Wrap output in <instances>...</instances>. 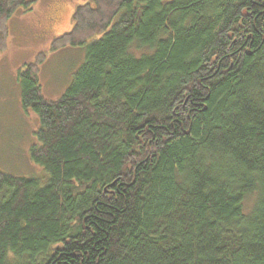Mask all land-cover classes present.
<instances>
[{
	"label": "trees",
	"instance_id": "trees-1",
	"mask_svg": "<svg viewBox=\"0 0 264 264\" xmlns=\"http://www.w3.org/2000/svg\"><path fill=\"white\" fill-rule=\"evenodd\" d=\"M33 2L0 0V50ZM72 22L63 95L41 96L43 52L18 71L46 182L0 172V264H264V0H87Z\"/></svg>",
	"mask_w": 264,
	"mask_h": 264
},
{
	"label": "rangeland",
	"instance_id": "rangeland-1",
	"mask_svg": "<svg viewBox=\"0 0 264 264\" xmlns=\"http://www.w3.org/2000/svg\"><path fill=\"white\" fill-rule=\"evenodd\" d=\"M87 0H34L28 11L16 9L7 21V36L0 50V172L35 178L42 185L46 174L29 159V149L37 145L38 119L20 103L18 71L37 53L45 54L37 76L41 96L55 100L70 87L84 60L85 49L65 46L51 50L55 34L72 25L74 9ZM23 10V11H22ZM63 34V33H62ZM61 35V34H60ZM59 36V35H58ZM100 36L92 38L98 39Z\"/></svg>",
	"mask_w": 264,
	"mask_h": 264
},
{
	"label": "crops",
	"instance_id": "crops-1",
	"mask_svg": "<svg viewBox=\"0 0 264 264\" xmlns=\"http://www.w3.org/2000/svg\"><path fill=\"white\" fill-rule=\"evenodd\" d=\"M22 11H23V10H22ZM65 25H66V28H65L63 31L56 33V34H55V37H57L58 35H60V34H62V33H65V32H67V31H69V30L71 29V27H72V25L70 24L69 20H68L67 23H65Z\"/></svg>",
	"mask_w": 264,
	"mask_h": 264
}]
</instances>
